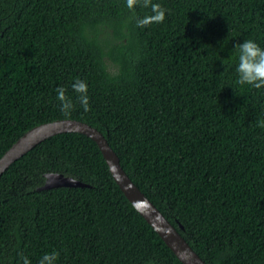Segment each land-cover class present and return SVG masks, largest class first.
<instances>
[{
    "label": "trees",
    "instance_id": "obj_1",
    "mask_svg": "<svg viewBox=\"0 0 264 264\" xmlns=\"http://www.w3.org/2000/svg\"><path fill=\"white\" fill-rule=\"evenodd\" d=\"M245 40L264 48V0H0V157L37 124L88 122L209 264H264V89L238 82ZM47 172L87 185L39 188ZM26 261L184 264L81 131L0 174V264Z\"/></svg>",
    "mask_w": 264,
    "mask_h": 264
},
{
    "label": "water",
    "instance_id": "obj_2",
    "mask_svg": "<svg viewBox=\"0 0 264 264\" xmlns=\"http://www.w3.org/2000/svg\"><path fill=\"white\" fill-rule=\"evenodd\" d=\"M64 131H81L94 138L116 181L140 213L158 231L184 264H209L187 241L176 225L133 181L120 162V157L104 133L97 127L76 118H60L37 124L21 135L0 157V174L16 159L50 135ZM45 183L39 188L87 185L86 182L63 172H47ZM183 227L182 224H180Z\"/></svg>",
    "mask_w": 264,
    "mask_h": 264
},
{
    "label": "clouds",
    "instance_id": "obj_3",
    "mask_svg": "<svg viewBox=\"0 0 264 264\" xmlns=\"http://www.w3.org/2000/svg\"><path fill=\"white\" fill-rule=\"evenodd\" d=\"M166 10L162 7L155 14L154 22L162 23L165 19ZM239 49V64L237 65L238 82L241 85H249L255 89H264V48L253 40H245L237 44ZM58 99L63 96L58 94ZM27 264V261L25 262Z\"/></svg>",
    "mask_w": 264,
    "mask_h": 264
}]
</instances>
